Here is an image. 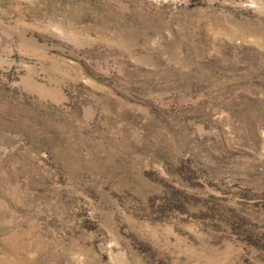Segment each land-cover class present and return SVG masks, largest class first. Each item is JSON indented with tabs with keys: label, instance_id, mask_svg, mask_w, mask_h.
<instances>
[{
	"label": "rangeland",
	"instance_id": "obj_1",
	"mask_svg": "<svg viewBox=\"0 0 264 264\" xmlns=\"http://www.w3.org/2000/svg\"><path fill=\"white\" fill-rule=\"evenodd\" d=\"M0 264H264V0H0Z\"/></svg>",
	"mask_w": 264,
	"mask_h": 264
}]
</instances>
